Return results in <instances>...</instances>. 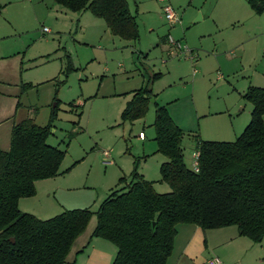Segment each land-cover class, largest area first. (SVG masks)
Instances as JSON below:
<instances>
[{"label":"rangeland","instance_id":"obj_1","mask_svg":"<svg viewBox=\"0 0 264 264\" xmlns=\"http://www.w3.org/2000/svg\"><path fill=\"white\" fill-rule=\"evenodd\" d=\"M247 1L128 0L140 33L138 40L129 41L113 35L90 11L73 12L55 0H0V117L19 102L21 110H36L32 117L44 126L58 102L48 143L66 150L62 173L42 181L37 196L24 199L27 208L35 207L40 219L66 209L96 211L118 180L129 176L135 159L146 179H158L157 192L171 191L160 182L159 161L166 157H142L157 149L153 101L143 118L121 119L132 92L155 73L161 77L150 86L185 132L182 146L189 168L196 135L235 140L241 132L230 124L248 120L252 110L243 94L250 85L264 86V37L259 30L264 15L251 11ZM165 4L176 11L179 23L165 19ZM166 35L187 51L171 55L173 47L162 39ZM219 110L226 112L208 115ZM141 131L145 139L139 137ZM95 225L94 215L86 232ZM207 258L222 264H264V240L238 237L208 250Z\"/></svg>","mask_w":264,"mask_h":264},{"label":"trees","instance_id":"obj_2","mask_svg":"<svg viewBox=\"0 0 264 264\" xmlns=\"http://www.w3.org/2000/svg\"><path fill=\"white\" fill-rule=\"evenodd\" d=\"M55 2L73 12L90 11L121 39H139L136 15L127 0ZM248 4L255 14L264 13V0H248ZM70 69L68 63L66 70ZM160 75L155 73L132 92L121 119L134 122L143 118L153 100L155 153L166 157L160 165V182L167 183L171 191L157 192L154 182L139 172L140 161L135 159L129 176L118 180L96 211L66 209L48 219L22 211L20 199L36 194L38 180L62 173L66 150L48 143L59 106L56 102L48 124L39 125L32 116L24 119L12 127L9 150L0 148V264H74L68 256L94 215L91 238L105 239L117 247L111 264H168L180 224L204 230L235 226L239 236L254 243L263 241L264 87L250 85L243 94L252 110L235 140L195 136L196 170L185 163L184 130L167 106L157 102L150 86Z\"/></svg>","mask_w":264,"mask_h":264},{"label":"crops","instance_id":"obj_3","mask_svg":"<svg viewBox=\"0 0 264 264\" xmlns=\"http://www.w3.org/2000/svg\"><path fill=\"white\" fill-rule=\"evenodd\" d=\"M261 15H264V13H262ZM259 30L261 31L262 36L264 37V26L259 25ZM162 39H163V42L165 41L168 42L167 35L164 36ZM194 73H196V71ZM160 77L161 75L158 78ZM254 86L261 87V85H254ZM19 105H20L19 102H17V104L15 103V105L13 104V109H11L12 111H10L11 113L10 112L8 114L6 113L4 117H0V128L3 127L2 129H0V148L3 150H9L10 148V137H11L12 127L16 123L26 118L31 117L32 114L36 112V110L31 109V108H26V107L21 110L19 108ZM11 108H12V104H11ZM244 109L245 107L243 106L242 110ZM227 110H228L227 112L229 113L231 112V110L228 107H227ZM225 112L226 111L219 110V111L208 113V115H212V116L219 115ZM249 120H250V115H249L248 120L246 121L244 120L242 121V123L240 122V124L239 122L238 123L232 122L230 126L231 128H233L234 132L235 130L237 132V129L240 130V132H242L245 126L247 125V123L249 122ZM223 131L225 130L223 129ZM145 138H146V135H145ZM155 151L156 149L153 152L147 153L146 155L142 157L145 158V156L150 157L155 154H160V153H155ZM160 160L161 161L159 162L165 161L164 159H160ZM142 174L144 175V177L147 176L143 172ZM44 180H47V179L38 180L36 182L37 193L34 197H36L37 194L39 193L38 185L39 184L41 185V183H44L42 182ZM152 180L156 182V180L158 179H152ZM26 198L20 199L19 201L20 209L24 212H28L33 215L38 214L37 213L38 211H36L35 207L33 209L27 208V206L29 205L28 203L25 204L26 200L24 199ZM41 212H46V211H41ZM233 227L235 226L204 230L201 227L197 225H193V224L178 225V233L174 241L173 253L168 260V264H208V261L211 260L207 258L208 250H212V251L217 250L219 247L230 243L232 240L238 237H242V236H239L238 229L233 228ZM93 229H94V226L92 227L90 232L85 231L80 237H78V239L76 240L78 244L73 245L72 250L68 256V261L70 263H74V264H111L112 263L117 253V247L113 243L105 239H102L99 237L91 238V233Z\"/></svg>","mask_w":264,"mask_h":264},{"label":"built area","instance_id":"obj_4","mask_svg":"<svg viewBox=\"0 0 264 264\" xmlns=\"http://www.w3.org/2000/svg\"><path fill=\"white\" fill-rule=\"evenodd\" d=\"M159 1L166 2L168 0H159ZM162 10H163L165 19L168 21V23L175 25V24L180 22V18L178 16V14L176 13V11L173 9V7L170 4H165L162 7ZM45 30H47V29L45 28ZM167 40H168V43L171 44V46L173 47V50L170 52L171 55L175 54L176 51H183V52L187 51L186 46H183L179 41L174 40L172 37L168 36ZM139 137L144 139L145 134L143 132H140ZM105 154H107V153L105 152ZM193 157L195 158V160L193 162V167L197 170L198 169L199 153L194 152ZM208 264H222V262L218 258H213V259L208 261Z\"/></svg>","mask_w":264,"mask_h":264},{"label":"water","instance_id":"obj_5","mask_svg":"<svg viewBox=\"0 0 264 264\" xmlns=\"http://www.w3.org/2000/svg\"><path fill=\"white\" fill-rule=\"evenodd\" d=\"M153 101V100H152Z\"/></svg>","mask_w":264,"mask_h":264}]
</instances>
